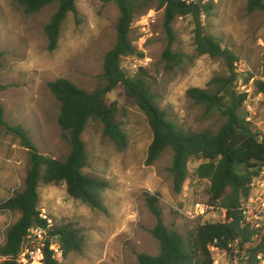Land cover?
Listing matches in <instances>:
<instances>
[{"label":"rangeland","instance_id":"obj_1","mask_svg":"<svg viewBox=\"0 0 264 264\" xmlns=\"http://www.w3.org/2000/svg\"><path fill=\"white\" fill-rule=\"evenodd\" d=\"M209 17H203L208 32L235 52L239 85L251 74V81L264 76V13L248 12L247 0H212ZM76 15L70 14L60 29L58 46L47 50L44 27L55 12L49 6L40 13L26 15L13 0H0V107L9 126H21L38 151L47 157L63 160L69 145L57 124L59 104L51 95L48 83L66 79L80 89L93 92L101 86L103 58L116 42L118 10L114 3L76 0ZM191 18H179L173 24V49L190 57L195 54ZM130 38L143 54L124 58L121 67L128 77L143 75L156 102L168 118L190 131L216 132L223 124L220 117L209 118L203 108L186 95L189 88L204 89L215 76H225L222 61L209 56L197 57L183 72H168L161 56L167 45L162 28V11L152 5L138 15ZM142 70V71H141ZM250 85V84H249ZM249 91V115L254 130L264 139L263 96ZM116 103L115 116L128 138L125 151L117 150L103 138L102 126L90 121L82 140L89 157L83 170L107 182L102 193L106 212L92 211L69 198L64 184H40L38 211L51 226L71 225L82 239L80 253H71L61 264H138L136 255L156 256L159 244L150 234L155 221L146 207V195H159L164 225L185 238L198 225L220 222L219 211L199 218H189L196 203H208L207 181L196 179L199 162H190L188 179L180 195L173 194L167 171L171 156L166 153L151 166L146 165L152 133L146 116L124 96L122 88L107 95ZM243 113H247L243 108ZM28 166L26 149L14 136L0 131V204L22 187ZM18 216L0 210V246L5 232ZM213 258L218 264H230L228 257ZM1 261V260H0Z\"/></svg>","mask_w":264,"mask_h":264},{"label":"trees","instance_id":"obj_2","mask_svg":"<svg viewBox=\"0 0 264 264\" xmlns=\"http://www.w3.org/2000/svg\"><path fill=\"white\" fill-rule=\"evenodd\" d=\"M26 15L40 13L49 6H55L43 31L47 39V50L53 52L60 38L63 22L70 15H76V0H13ZM102 4L114 3L118 10L115 25L116 42L103 58L101 86L93 92L78 88L66 79L48 83L51 95L59 104L57 124L61 136L68 142L69 153L63 160L42 155L21 126H9L4 120V110L0 107V131L14 136L26 149L28 166L19 191L0 204V210L13 213L17 220L5 232L0 246V264H18L16 259L26 243L33 227L47 229L48 222L38 211L40 184L65 185L69 198L97 212H106L102 193L107 189L105 180L83 170L89 166V157L82 140L90 121L102 126L103 138L119 151L128 147V138L119 122L116 121V103H108L107 95L122 88L124 96L147 118L152 133V141L147 149L146 165L151 166L169 153L170 165L167 168L173 194L180 195L183 184L188 179L189 163L199 162L194 171L196 179L207 181L208 203L225 211L220 222H206L185 238L176 230L168 229L163 222L159 208V195H146L145 204L155 224L150 234L159 244V253L150 256L136 255L138 264H213L212 247L226 251L230 264H258L256 256L264 253V239L252 242L254 232L242 224L239 210L242 200L251 191L252 184L259 177L264 178V139L247 121L243 113L244 102L248 98L246 89L264 99V76L253 80L251 74L239 85L235 65L238 55L223 46L219 38L210 34L203 25V17H209L213 2L185 3L181 0H98ZM156 5L162 11V28L167 37V45L161 59L168 72H183L201 56L220 60L226 68L225 76H215L204 89L189 88L187 98L203 108L209 118L220 117L223 124L216 131L205 129L195 132L180 128L170 120L156 102L143 75L128 77L121 67L124 58H143L133 46L130 38L132 25L138 15ZM248 12L264 13V0H247ZM192 20L193 45L195 54L190 57L173 49L175 34L174 22L179 18ZM1 68V54H0ZM142 71V70H141ZM7 89L0 84V92ZM264 106V100H263ZM45 241L43 264H61L53 258L48 249L56 240L66 259L71 253H80L82 239L71 225H55L49 228Z\"/></svg>","mask_w":264,"mask_h":264},{"label":"built area","instance_id":"obj_3","mask_svg":"<svg viewBox=\"0 0 264 264\" xmlns=\"http://www.w3.org/2000/svg\"><path fill=\"white\" fill-rule=\"evenodd\" d=\"M185 3H205L209 0H181ZM253 81H250V85ZM251 89L248 88L245 92L248 94V98L244 102V109L248 114L247 121L250 122L249 115V91ZM219 211L222 214L225 211L221 208H218L215 205H210L209 203H196L193 208V212L190 214H186L189 218H199L206 216L208 213ZM242 216V224L243 226L249 227L254 235L252 237V242L259 243L262 239H264V178L261 176L254 181L252 184V191L250 195L242 200L240 208H239ZM41 218L45 219L44 216L41 215ZM48 227L45 230L40 228L33 227L29 235L26 239V243L24 244L20 255L16 259L18 264H43L44 261V248L45 241L48 239L46 236L49 232V228L51 227L49 221ZM48 249L52 252L53 258L56 260H61L62 252L59 247V244L56 240L51 241ZM212 253L216 254L217 257H227L226 251H220L216 247L211 248ZM0 260H5V258H0ZM256 260L258 264H264V253L260 252L256 256ZM213 264H218V261L214 259Z\"/></svg>","mask_w":264,"mask_h":264}]
</instances>
